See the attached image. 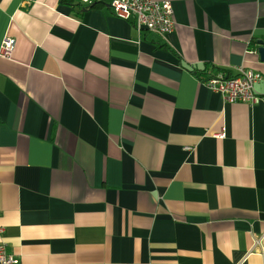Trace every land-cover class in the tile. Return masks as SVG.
<instances>
[{
    "label": "crops",
    "instance_id": "obj_1",
    "mask_svg": "<svg viewBox=\"0 0 264 264\" xmlns=\"http://www.w3.org/2000/svg\"><path fill=\"white\" fill-rule=\"evenodd\" d=\"M112 1L0 0V242L18 264H264V0H155L169 35ZM205 65L261 73V102Z\"/></svg>",
    "mask_w": 264,
    "mask_h": 264
},
{
    "label": "built area",
    "instance_id": "obj_2",
    "mask_svg": "<svg viewBox=\"0 0 264 264\" xmlns=\"http://www.w3.org/2000/svg\"><path fill=\"white\" fill-rule=\"evenodd\" d=\"M26 1L30 4L35 0ZM79 3L89 5L92 2L79 0ZM111 10L115 17L133 23L140 33L145 30L169 35L175 30V9L171 1L113 0ZM15 44L13 38L6 37L0 47V57L11 59ZM262 79L261 73L240 67L236 75L220 73L202 83L211 91L220 94L228 104L242 103L252 107L261 102L255 85ZM218 137H225V132ZM1 233L3 229H0ZM0 264H18V260L7 252V246L3 242H0Z\"/></svg>",
    "mask_w": 264,
    "mask_h": 264
},
{
    "label": "trees",
    "instance_id": "obj_3",
    "mask_svg": "<svg viewBox=\"0 0 264 264\" xmlns=\"http://www.w3.org/2000/svg\"><path fill=\"white\" fill-rule=\"evenodd\" d=\"M62 4L71 6L73 8H84V6H88V5H83L81 3H76L75 0H61ZM217 69L215 66H211V65H205L203 69L201 70H195L193 71L195 73V75L199 78V80L202 81H206L208 80L209 77H213L216 76L220 73H224L227 74V72L225 71H221V72H216ZM229 75V74H228Z\"/></svg>",
    "mask_w": 264,
    "mask_h": 264
},
{
    "label": "water",
    "instance_id": "obj_4",
    "mask_svg": "<svg viewBox=\"0 0 264 264\" xmlns=\"http://www.w3.org/2000/svg\"><path fill=\"white\" fill-rule=\"evenodd\" d=\"M257 44L259 45L258 53H259L260 59L262 62H264V40L257 41Z\"/></svg>",
    "mask_w": 264,
    "mask_h": 264
}]
</instances>
